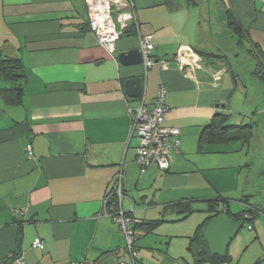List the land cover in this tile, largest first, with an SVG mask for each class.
Returning a JSON list of instances; mask_svg holds the SVG:
<instances>
[{"label":"crops","instance_id":"crops-1","mask_svg":"<svg viewBox=\"0 0 264 264\" xmlns=\"http://www.w3.org/2000/svg\"><path fill=\"white\" fill-rule=\"evenodd\" d=\"M134 2L140 33L155 46L156 63L148 71L118 60L122 52L140 50L137 34L121 38L114 53L100 46L89 29L86 0H0V60L19 59L26 72L20 104L3 100L2 90L12 83L0 81V264L12 255L27 264L128 261L125 237L104 208L120 173L123 208L144 221L165 216L171 222L172 207L189 203L202 223L210 201L236 205L261 190L264 84L252 74L256 59L243 66L236 52V62L230 61L208 43L214 34L205 5L210 0ZM227 6L243 30L233 44L264 51V0H227ZM185 48L226 59L201 57L187 75L173 59ZM161 60L170 61L167 70ZM133 78L143 80L138 99L125 90ZM160 85L168 90L165 125L180 130L181 146L168 172L152 166L142 173L129 110L153 104ZM219 114L228 125L253 124L248 147L235 141L199 150L203 129ZM20 210L27 214L19 216ZM36 240L42 249L33 248Z\"/></svg>","mask_w":264,"mask_h":264},{"label":"built area","instance_id":"built-area-1","mask_svg":"<svg viewBox=\"0 0 264 264\" xmlns=\"http://www.w3.org/2000/svg\"><path fill=\"white\" fill-rule=\"evenodd\" d=\"M88 9L89 29L97 38L101 47L110 53L115 52L117 43L127 35L128 30L139 37L142 65L145 70L151 69L156 60L153 57L155 46L149 36H142L138 21L134 0H86ZM181 70L187 75L201 66L202 58L191 49L185 48L175 58ZM162 68H169V60L159 61ZM168 90L165 85H160L153 104L146 105L144 102L136 109H130L132 118L131 134L138 139L136 163L142 173L155 166L161 172H167L173 160V154L177 153L181 146V132L177 128L165 125L166 116L169 112L167 105ZM28 156H33L32 145L26 146ZM122 178L120 173L117 177V191L109 194L104 201L105 216H108L120 229L125 237V250L129 255L128 261H120L118 264H139V258L135 247L138 236L144 235L134 229L137 220L127 216L122 202ZM114 196L119 199L117 206L113 201ZM27 211L20 210L19 216H25ZM33 248H43V243L36 240ZM4 264H27L21 256L12 255ZM85 264H100L96 261L87 260ZM264 264V258L263 263Z\"/></svg>","mask_w":264,"mask_h":264},{"label":"rangeland","instance_id":"rangeland-1","mask_svg":"<svg viewBox=\"0 0 264 264\" xmlns=\"http://www.w3.org/2000/svg\"><path fill=\"white\" fill-rule=\"evenodd\" d=\"M207 3L206 7L212 11L214 33L212 40L207 39L208 43L214 45L212 46L214 49L217 46L225 51L231 58L230 61L236 62L235 54H239L237 63L249 66L254 62L252 59L255 57L248 52L247 45L240 43L239 46H235L233 44L237 42L238 36L228 25L227 0H210V4ZM207 28H209L208 25ZM209 49H211L210 46ZM259 183L261 190L252 191L253 196L249 198V201L251 204L264 207V178ZM254 185L259 186L257 183L251 186ZM242 209L240 204H236L231 212L237 213ZM169 216H171L169 218L171 222L159 226L138 240L136 246L139 264H213L211 262L197 263L189 252L190 238L194 235L198 223H201L202 216L199 213H193L189 218L180 222L176 221L178 220L177 214ZM248 225H254V229L250 230ZM227 253L228 264H257L264 257V215H260L253 224L248 222L241 229Z\"/></svg>","mask_w":264,"mask_h":264},{"label":"trees","instance_id":"trees-1","mask_svg":"<svg viewBox=\"0 0 264 264\" xmlns=\"http://www.w3.org/2000/svg\"><path fill=\"white\" fill-rule=\"evenodd\" d=\"M228 18V25L230 29L241 39L243 30L237 20L234 18L231 10H228ZM254 48L251 51H248L256 59V66L252 74L262 84H264V51L259 48ZM199 56L209 59V61L212 62H215V60L221 61L226 59L225 56H219L210 53L207 54L203 52H200ZM3 80L12 83L10 88L2 90L1 95L3 100L10 105L20 104L24 97L23 83L26 80V72L21 60L14 58H4L0 60V81ZM253 129V124L237 126L228 125L227 116L223 114L215 115L211 122L206 125L202 131L199 150L202 152L204 147L207 145L228 144L235 141H240L244 146L248 147L253 137ZM112 198V202H115V204L118 206V197L114 196ZM249 198L251 197H245L237 200V204H240L243 207V209L237 213L231 212L234 205L231 204V201L226 199L218 198L209 202V216L205 221L197 226L194 235L190 238L189 252L197 263L211 262L213 264H228V253H226L224 256H212L210 254L204 232L210 222L220 214H226L234 221L242 220L245 222V225L248 222L253 224L254 221L264 213V208H262L260 205L251 204ZM172 210L175 211L180 218L178 221H183L192 214L189 203L176 205L172 207ZM127 216L133 218L128 213ZM137 221L138 222L135 224L134 229L144 233V235L138 236L136 239L135 247L137 251L138 248L136 244L140 238L148 235L159 226L168 223L165 216H162L160 219L154 221ZM248 227L250 230L254 229V225H248ZM263 258L257 264H262Z\"/></svg>","mask_w":264,"mask_h":264},{"label":"water","instance_id":"water-1","mask_svg":"<svg viewBox=\"0 0 264 264\" xmlns=\"http://www.w3.org/2000/svg\"><path fill=\"white\" fill-rule=\"evenodd\" d=\"M132 30L127 31L130 35ZM118 60L124 67L142 65V55L140 50H129L118 55ZM143 80L141 78L129 79L125 82V90L129 98L138 99L142 94ZM245 222L234 221L226 214H220L207 226L204 236L209 246L212 256H224L232 241L244 228Z\"/></svg>","mask_w":264,"mask_h":264}]
</instances>
